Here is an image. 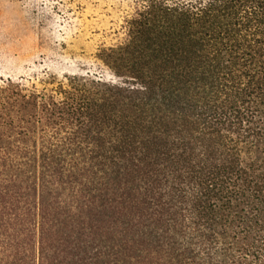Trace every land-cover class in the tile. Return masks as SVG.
<instances>
[{
    "label": "trees",
    "instance_id": "16d2710c",
    "mask_svg": "<svg viewBox=\"0 0 264 264\" xmlns=\"http://www.w3.org/2000/svg\"><path fill=\"white\" fill-rule=\"evenodd\" d=\"M125 1L104 70L0 85V264H264V0Z\"/></svg>",
    "mask_w": 264,
    "mask_h": 264
},
{
    "label": "rangeland",
    "instance_id": "374dc122",
    "mask_svg": "<svg viewBox=\"0 0 264 264\" xmlns=\"http://www.w3.org/2000/svg\"><path fill=\"white\" fill-rule=\"evenodd\" d=\"M121 1L0 0V85L23 78L50 88L67 74L104 70L100 46L129 13Z\"/></svg>",
    "mask_w": 264,
    "mask_h": 264
}]
</instances>
